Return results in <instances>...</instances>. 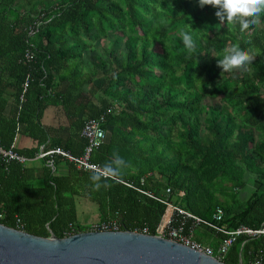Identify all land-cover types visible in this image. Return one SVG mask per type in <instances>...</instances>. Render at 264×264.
<instances>
[{
    "label": "trees",
    "instance_id": "obj_1",
    "mask_svg": "<svg viewBox=\"0 0 264 264\" xmlns=\"http://www.w3.org/2000/svg\"><path fill=\"white\" fill-rule=\"evenodd\" d=\"M215 12L198 0H0L3 145L21 133L37 145L15 149L32 161L40 145L78 155L85 145L83 122L102 115L106 137L91 161L115 167L119 155L127 165L107 180L110 187L96 191L92 172L67 161V174L55 173V156L52 164L49 157L26 165L0 160V223L43 237L89 231L92 220L79 206L84 200L95 209L96 221L116 217L120 230L146 227L155 235L166 210L159 198L175 200L209 222L219 206L224 215L217 223L226 230L264 226V13L259 24L241 32L238 24L221 23ZM36 15L40 23L29 35ZM183 31L195 43L191 52ZM110 37L108 47L95 48ZM29 43L35 58L25 62ZM234 43L257 55L247 71L221 73L217 58ZM85 51L89 74L81 72ZM70 63L75 65L67 70ZM61 82L97 95L87 100L79 93L86 118L71 141L48 143L41 116L57 100L66 104V91H58ZM199 227L194 238L215 250L224 234ZM257 251L264 264V234L241 235L221 261L238 264L241 252L245 264Z\"/></svg>",
    "mask_w": 264,
    "mask_h": 264
},
{
    "label": "water",
    "instance_id": "obj_2",
    "mask_svg": "<svg viewBox=\"0 0 264 264\" xmlns=\"http://www.w3.org/2000/svg\"><path fill=\"white\" fill-rule=\"evenodd\" d=\"M0 264L225 263L165 237L131 230H89L60 238L54 234L43 237L0 223ZM238 264H243L241 252Z\"/></svg>",
    "mask_w": 264,
    "mask_h": 264
},
{
    "label": "built area",
    "instance_id": "obj_3",
    "mask_svg": "<svg viewBox=\"0 0 264 264\" xmlns=\"http://www.w3.org/2000/svg\"><path fill=\"white\" fill-rule=\"evenodd\" d=\"M40 23V16H35L33 21L28 25V34L33 35L37 30V27ZM30 47L27 48L24 52V61L30 62L35 58V53L31 49L32 43H29ZM28 86V77L24 80L22 84V92L20 94V101L23 100V93L25 92ZM103 116L99 117H90L85 119L82 124L80 135L85 139V145L81 154H74L68 149H64L60 146H55L50 149H43L41 147L39 149L38 154L35 158H44L49 157V164H52V157L54 155H58L63 158L68 163L73 164L77 169H81L83 171L92 172L94 170H102L99 164L91 161V155L95 149H97L106 137V130L102 126ZM0 160L3 164L7 165L10 162H17L22 165L28 164L32 161V158L27 157L21 153H19L14 144H10L9 146L3 145L0 139ZM127 185H130L127 182H124ZM142 191V190H140ZM166 193H170V188L165 189ZM147 193V192H146ZM183 191L179 192V195H182ZM148 195H151L148 193ZM158 200L164 202L166 204L167 215L162 216L159 224L156 227L155 235L165 237L167 239L176 241L183 245H186L192 249H196L202 251L207 255H211L221 260L229 251L232 244L237 240V238L241 235L246 236H255L264 234V226L258 229H252L245 225H241L231 230H226L221 227L217 222L222 220L224 212L223 209L219 206L215 208L213 212L212 218L215 220L214 222H209L204 220L203 218L189 212L188 210L182 208L179 204L175 202V200L170 199H159ZM165 213V212H164ZM201 224L206 225L216 232H220L224 234V237L219 241L214 250L210 245H204L197 241L194 238V232L197 227ZM16 225L19 228L23 227V222L17 218ZM119 220L116 217H112L103 221H97L95 224H91L90 231H117L119 229ZM136 231V230H135ZM137 232V231H136ZM141 233L148 234V230L146 227H143L140 231ZM69 236V235H68ZM263 257L260 251L255 252L251 255V257L246 261L245 264H262Z\"/></svg>",
    "mask_w": 264,
    "mask_h": 264
},
{
    "label": "clouds",
    "instance_id": "obj_4",
    "mask_svg": "<svg viewBox=\"0 0 264 264\" xmlns=\"http://www.w3.org/2000/svg\"><path fill=\"white\" fill-rule=\"evenodd\" d=\"M201 8L205 5L216 9L215 16L221 23L228 25L238 24L241 32L247 31L251 26L260 22V15L264 13V0H198ZM182 39L186 48L191 52L195 43L189 32H182ZM257 53L253 49H242L238 43L231 44L223 49L221 57L217 58V66L222 72L234 73L247 71L248 65L255 59ZM115 167L108 162L102 170H94L89 179L93 189L99 191L102 187L107 189L109 179H115L126 167V162L119 155L115 156Z\"/></svg>",
    "mask_w": 264,
    "mask_h": 264
},
{
    "label": "crops",
    "instance_id": "obj_5",
    "mask_svg": "<svg viewBox=\"0 0 264 264\" xmlns=\"http://www.w3.org/2000/svg\"><path fill=\"white\" fill-rule=\"evenodd\" d=\"M109 42L105 43L102 45V43L97 42L94 44L95 48L100 51L101 46L108 47ZM90 55L89 51H85L83 53V60L81 64V72L89 74L91 73V64H90V59L88 56ZM75 63H70L69 67L67 70L71 67H73ZM70 73V72H69ZM100 76L95 78V81L99 80ZM68 82H61L59 84L58 91L64 92L66 91V104H63L61 101L57 100L58 102L49 104L42 113L41 116V123L44 126V128L48 131L49 133V138H48V143L49 140H61L63 142H69L73 138V134H77V125L79 124L80 119L86 118L84 116V111L82 110V104L78 102V95L79 93H82L84 96L87 97V100H90V97L92 96V99L94 96H96V93H93V95L89 94V92H84L79 88H73V87H67ZM57 89V88H56ZM7 92L9 94L14 93V89L12 87H9L7 89ZM58 99V98H57ZM80 104V105H79ZM14 147L17 149H22V148H30V147H36L37 143L34 141L32 138H30L27 135L17 133L15 135V138L13 140ZM43 147V145H40L38 149ZM53 148V147H50ZM47 148V149H50ZM57 163L55 165L54 171L57 174H67L68 172V166L67 163H65V160L61 158L58 155H54ZM37 158L34 161H30V163H37ZM53 163V161H52ZM77 200V205H78ZM80 208L84 207H93L91 203H88V201H80Z\"/></svg>",
    "mask_w": 264,
    "mask_h": 264
},
{
    "label": "rangeland",
    "instance_id": "obj_6",
    "mask_svg": "<svg viewBox=\"0 0 264 264\" xmlns=\"http://www.w3.org/2000/svg\"><path fill=\"white\" fill-rule=\"evenodd\" d=\"M109 39H112L111 37L108 38V39H103L101 41L102 45H104L105 43H107V41L109 42ZM109 44V43H108ZM121 50L124 49V45H123V42L122 41H119L118 45H117ZM210 102H217V100H211L209 99ZM251 190V188H248L247 190H245V195H248L249 191ZM81 214L82 215H85V216H88L89 218H91V223L90 224H95L97 221L96 217H97V214H96V211L94 208L92 207H84V208H81ZM201 231V227H197L195 229V232L194 234L196 235L197 233H199Z\"/></svg>",
    "mask_w": 264,
    "mask_h": 264
}]
</instances>
